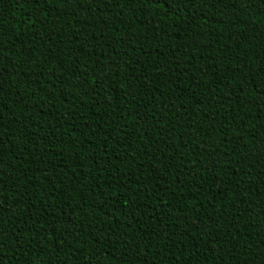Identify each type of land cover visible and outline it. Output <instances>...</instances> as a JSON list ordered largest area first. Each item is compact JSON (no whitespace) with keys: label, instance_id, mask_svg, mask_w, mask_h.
I'll return each mask as SVG.
<instances>
[{"label":"trees","instance_id":"obj_1","mask_svg":"<svg viewBox=\"0 0 264 264\" xmlns=\"http://www.w3.org/2000/svg\"><path fill=\"white\" fill-rule=\"evenodd\" d=\"M0 264H264V0H0Z\"/></svg>","mask_w":264,"mask_h":264}]
</instances>
